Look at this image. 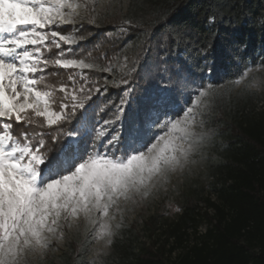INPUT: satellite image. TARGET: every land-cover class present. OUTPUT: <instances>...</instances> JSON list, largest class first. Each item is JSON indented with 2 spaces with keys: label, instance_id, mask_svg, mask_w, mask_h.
<instances>
[{
  "label": "snow or ice",
  "instance_id": "snow-or-ice-1",
  "mask_svg": "<svg viewBox=\"0 0 264 264\" xmlns=\"http://www.w3.org/2000/svg\"><path fill=\"white\" fill-rule=\"evenodd\" d=\"M78 8L69 0L47 6L43 0H0V264H29V254H43L49 240L73 221L91 224L95 219L111 235L109 221L120 203L149 195L206 139L196 131L203 125L196 101L220 86L215 64L200 77L191 72L182 77L189 89L182 102L183 93L159 85L155 96L136 100L135 109L134 89L126 87V79L119 84L111 79L110 65L100 67L106 74L96 79L94 89L77 88L75 75L69 76L71 86L48 83L50 65L81 70L85 83L89 77L83 70L96 68L75 58V46L92 39L85 36L84 23H95L92 17L98 13L93 7L85 17ZM53 47L58 50L54 56L44 55ZM225 55L239 69L229 77L235 83L252 69L264 68V60L240 67L238 49ZM109 85L119 89L118 103L111 101ZM94 92L108 97L97 108L107 118L95 123L84 117L90 102L99 99L94 100ZM52 144L59 146L53 150Z\"/></svg>",
  "mask_w": 264,
  "mask_h": 264
},
{
  "label": "trees",
  "instance_id": "trees-1",
  "mask_svg": "<svg viewBox=\"0 0 264 264\" xmlns=\"http://www.w3.org/2000/svg\"><path fill=\"white\" fill-rule=\"evenodd\" d=\"M93 5L89 3L88 14ZM262 25L264 0H127L125 5L117 0L113 8L109 4L99 10L95 26L84 25L89 29L85 36L92 39L75 46L79 48L75 58L96 65L83 70L87 83L81 71L58 65L46 70L48 83L57 88L62 83L71 86L69 76L75 75L77 88L85 84L86 89H94L96 79L106 74L100 67L116 64L110 78L117 84L129 81L126 87L134 89L131 106L135 109V101L146 94L155 96L159 85L183 93L182 102L189 91L182 77L189 72L200 77L207 66H217L215 79L220 86L198 103L204 106V143L211 149L209 190L198 180L185 181L180 213L172 220L153 214L142 223L141 232H136V224L119 229L104 264H264V107L257 108L264 102V93L248 87L252 77L241 83L229 79L239 69L225 55L238 49L240 56L235 59L240 67L264 60ZM121 27L127 31L121 32ZM57 51L53 47L44 55L54 56ZM254 69L264 79V68ZM118 91L109 86L114 103L119 102ZM96 96L99 99L90 102L84 113L93 123L107 118L97 108L108 97L94 92V100ZM70 129L71 125L65 128ZM51 146L56 150L59 145ZM204 223L205 232L200 233ZM142 233L150 238L148 245L141 241ZM89 243L71 240L58 261L87 264Z\"/></svg>",
  "mask_w": 264,
  "mask_h": 264
},
{
  "label": "rangeland",
  "instance_id": "rangeland-1",
  "mask_svg": "<svg viewBox=\"0 0 264 264\" xmlns=\"http://www.w3.org/2000/svg\"><path fill=\"white\" fill-rule=\"evenodd\" d=\"M127 0H122L123 5L126 4ZM45 6L49 3H54L55 0H43ZM69 2L76 3L79 5L77 11L82 16H89L88 6L92 2L95 11L98 13L99 10L106 8L109 4L112 8L116 5L117 0H69ZM95 23H89L87 20L84 25L89 27L95 26L97 23L98 15L92 17ZM71 29V25L66 26ZM73 31L64 32L65 35L74 36ZM64 47H67L66 45ZM124 63V59H122ZM116 70L117 65H111ZM77 71H81L77 69ZM256 69H252L246 77L240 80V83L248 77L254 78L249 84L251 90L256 91L258 94L264 93V79L258 77ZM110 77H113L114 72L108 73ZM83 77V76H82ZM104 82H102L101 88H103ZM110 86V85H109ZM199 106L201 115H198L197 119L202 120L203 105L201 106L199 101H196ZM264 102L259 103L257 108H263ZM204 124L196 129L197 132H202ZM207 137V136H206ZM167 139V137H166ZM207 140V139H205ZM204 140V141H205ZM163 147V142H161ZM211 149L206 143H202L198 150L191 154L189 162L180 169L171 172L168 177L162 181L159 187L153 188L149 195L140 198L137 197L134 201H122L119 205V210L113 214V218L109 221L111 229V235H105L104 230L93 220L91 224L84 222L73 221L71 227L65 228L63 231H58L50 240V247L43 254H29L27 260L29 264H60L57 257L65 249L67 243L74 239H80L83 241H89V245L86 251V263L87 264H104L107 255L110 250V243L113 235L123 228H128L135 225L136 232L142 231V223L151 217L153 214L159 216L161 220H172L181 211L180 195L184 189V182L188 184L191 181L198 180L199 185L202 186L206 191L209 190L208 184L211 181L208 179V163L210 161L209 154ZM103 219V217H101ZM94 229V231H93ZM206 224H202L199 228L200 233H204ZM141 241L149 244L150 238L147 234L142 233ZM174 255V254H173Z\"/></svg>",
  "mask_w": 264,
  "mask_h": 264
}]
</instances>
